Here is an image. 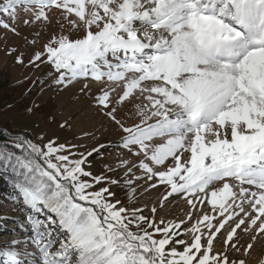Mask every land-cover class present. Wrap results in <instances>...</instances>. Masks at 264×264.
<instances>
[{"label": "snow or ice", "instance_id": "obj_1", "mask_svg": "<svg viewBox=\"0 0 264 264\" xmlns=\"http://www.w3.org/2000/svg\"><path fill=\"white\" fill-rule=\"evenodd\" d=\"M53 10L59 30L28 64L49 65L57 87L99 85L95 106L118 138L0 130L18 214L0 264H247L264 239V0H0V27L39 35ZM141 182L163 188L151 217L113 191ZM175 199L184 218L158 220Z\"/></svg>", "mask_w": 264, "mask_h": 264}, {"label": "rangeland", "instance_id": "obj_2", "mask_svg": "<svg viewBox=\"0 0 264 264\" xmlns=\"http://www.w3.org/2000/svg\"><path fill=\"white\" fill-rule=\"evenodd\" d=\"M53 12L55 13V15H52L53 23L50 26L38 29L39 35H36L37 29L32 27L20 26L17 29L20 33L19 35H15L11 31L0 27V72L6 71L13 83L20 81L36 83L39 94L33 106L49 100L54 102L56 109L53 113V118L56 122L48 125L45 119L33 114L23 119L7 117L4 120L8 122L13 131L29 134L36 143H44L52 138L56 139L59 143L69 142L87 146H96L99 143H111L117 140L118 133L110 125L105 123L104 118L99 115V111L95 106V97L100 91L99 85L95 82L80 80L69 85L67 88L57 87L53 85L56 74L53 73L49 65L43 64L39 68H36L28 64L33 53L41 50L42 45L49 39L50 35L54 31L59 30V23L57 21L61 17L58 11L53 10ZM4 19L7 20V17ZM12 49L16 51H11ZM21 53L23 54V63H17V57ZM84 83L90 84V91H81ZM65 122H67V126L61 128L60 125ZM85 133H94L96 139H93L91 136H85ZM41 135L44 137L43 141L38 139ZM108 156L109 153H104L105 158H108ZM102 167L103 160L96 159L94 161L93 171L99 173ZM114 178H119V176ZM121 186L124 187L123 185ZM115 187L116 185L113 186V191L117 193V198L125 206L131 207L135 205L144 208V215L149 217L152 215L150 211L151 207L158 201V198L163 192L162 187L145 190L146 185L141 182L133 186L135 188L134 195L132 189L125 187V194H128V197L123 198L116 191ZM185 210L186 205L183 200L175 199L165 207L158 208L156 218L158 220L164 218L166 221L177 220L184 218ZM3 213V218L7 217L6 221L4 219L1 220L4 223L3 227L11 230L16 225L15 223H18V220L14 221L11 209H6ZM7 221H9V225L12 228H8L9 226L5 224ZM19 232L20 229H17L18 234ZM10 239H12V236L9 232L0 234L2 244ZM247 239V236H245L242 242H247ZM246 259L247 264H259L264 259V239H257L254 250Z\"/></svg>", "mask_w": 264, "mask_h": 264}, {"label": "trees", "instance_id": "obj_3", "mask_svg": "<svg viewBox=\"0 0 264 264\" xmlns=\"http://www.w3.org/2000/svg\"><path fill=\"white\" fill-rule=\"evenodd\" d=\"M39 94V90L36 83H29L27 81H20L13 83L10 80L9 74L6 71L0 72V130H6L10 134H22L19 132L13 131L8 122L4 119L7 117H17L25 118L33 114L35 116H40L48 122V125L56 122L53 118V113L56 109V105L52 101H47L45 103L38 104L33 106V103L36 97ZM29 109L31 111H29ZM29 137V134H22ZM4 139L3 136H0V141ZM33 140V139H32ZM116 191L121 194L123 198H127L128 194H125V187L116 186ZM8 188L5 186L3 180H0V225L4 226L3 221V211L6 209L12 210V205L7 201L6 197L8 194ZM13 218L18 217V214L12 211ZM8 228H12L9 225V221L5 222ZM16 224V223H15ZM4 229L0 228V234H2ZM0 244L1 241H0ZM3 245V244H2Z\"/></svg>", "mask_w": 264, "mask_h": 264}]
</instances>
